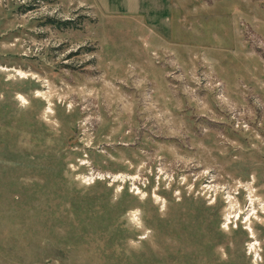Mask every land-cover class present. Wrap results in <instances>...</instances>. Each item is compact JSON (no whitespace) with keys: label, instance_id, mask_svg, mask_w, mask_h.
Returning a JSON list of instances; mask_svg holds the SVG:
<instances>
[{"label":"rangeland","instance_id":"1","mask_svg":"<svg viewBox=\"0 0 264 264\" xmlns=\"http://www.w3.org/2000/svg\"><path fill=\"white\" fill-rule=\"evenodd\" d=\"M0 264H264V0H0Z\"/></svg>","mask_w":264,"mask_h":264}]
</instances>
